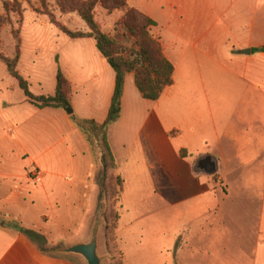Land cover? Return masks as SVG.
<instances>
[{
	"label": "rangeland",
	"instance_id": "374dc122",
	"mask_svg": "<svg viewBox=\"0 0 264 264\" xmlns=\"http://www.w3.org/2000/svg\"><path fill=\"white\" fill-rule=\"evenodd\" d=\"M77 1L0 0V54L9 60L18 54L23 72L33 79L30 86L34 92L48 93L57 71L63 76H76L82 73L80 66L91 62L84 40L70 39L56 28L88 32L76 12L64 14L60 11V4L68 8L71 2ZM154 3L150 5L149 0H127V3L125 0H101L94 16L103 33L120 35L125 31L116 24L125 11L134 8L151 16L155 23L153 28L158 26L157 32L165 35L164 15L159 14ZM146 8L151 10V15L145 14ZM50 15L55 25L50 23ZM137 23L136 20L133 25ZM150 35H156L155 29H150ZM123 43L130 47L132 39ZM75 55H85L84 60L77 62ZM15 82L5 64L0 62V107L3 106L2 98L12 103L23 98L20 89L11 93L5 91L13 90ZM186 87L193 88L194 84ZM173 90H179L176 76ZM143 103L142 106L131 104L122 123L106 133L112 158L116 152L119 161L124 157L126 162L115 166L113 158L114 168H111L103 144L95 141L91 150L100 167L99 174L96 172L94 177L98 185L95 183L93 193H84L72 207L76 213L70 216L69 224L65 223L68 225L46 238L44 249L58 254L69 246L70 240L77 241L82 236L86 239L94 225H100L98 255L102 264H264L263 246L253 231L255 223L248 218L250 212H246L248 200L257 195L254 186H264V151L258 157L245 152L248 160L242 163L233 152L232 142H215L209 146L200 142L190 152L185 148L184 136L163 139L161 135L162 130L169 127L168 123H178L176 118L167 116L166 125H156L157 119L153 117V124L149 116L145 123L147 107ZM219 104L228 108L226 117L240 127L239 131L244 129L242 122H251L254 118L249 116L250 108L255 107L252 103L243 104L233 97L220 100ZM71 114L67 113L69 117ZM2 127L0 115V136ZM202 156H212L224 163L216 175L222 179L221 183L214 185L210 176L196 172L195 161ZM24 165L23 162L13 167L15 175L21 178L11 181V186H40L39 170L35 166L23 169ZM118 178L122 180L120 195L117 194ZM70 181L67 176L62 184L57 183L61 186L57 195L61 200L66 197L65 186L75 184ZM233 188L238 189L237 200H233ZM62 205V209L68 210L65 200ZM98 212L101 223L95 224Z\"/></svg>",
	"mask_w": 264,
	"mask_h": 264
},
{
	"label": "crops",
	"instance_id": "0c3cea01",
	"mask_svg": "<svg viewBox=\"0 0 264 264\" xmlns=\"http://www.w3.org/2000/svg\"><path fill=\"white\" fill-rule=\"evenodd\" d=\"M149 1L150 5L155 2L159 14L164 15L166 25L163 29L166 34L157 32L158 26L151 29H155L156 35L153 37L159 40L164 56L173 66V85L165 89L157 101L146 104L141 101L135 88L133 75H126L120 117L109 126V133L110 129H116L122 123L130 112L131 104L142 106L143 103L147 107L145 123L149 116L157 119V122L154 118L152 121L156 125L164 124L167 116L176 118L175 122L178 123H168L169 127L162 130L161 135L163 139L184 136L185 148L190 152L200 142L206 146L215 142H232L233 152L241 163L248 160L245 152L258 157L264 151V52L253 50L264 48V0ZM144 10L145 14H152L150 9ZM148 18L153 20L151 16ZM82 40L89 47L91 62L79 67L82 73L64 76L71 91V113L77 119L102 124L110 106L115 75L97 51L94 41ZM84 57L75 55L77 62L84 60ZM21 62L20 58L16 70L29 83V92L33 96H52L56 82L48 93L41 90L34 92L30 86L33 79L25 75ZM175 76L179 83L176 92L173 90ZM189 83L194 87H186ZM17 89L15 82L13 90L5 91L11 93ZM233 97L243 104L252 103L255 106L250 108L249 116H254L253 120L242 122L243 131H239L240 127L226 117L225 110L228 108L219 104L220 100ZM2 100L0 264H81L78 258L71 255L52 254L47 250L43 252L38 243L18 231L14 225L46 240L69 224L70 216L76 213L72 207L83 198L84 193L92 194L96 189L94 177L96 172L99 174L100 167L94 161L91 147L65 111L39 110L26 103L24 96L15 103L7 98ZM161 119L162 122H159ZM254 144L256 147H252ZM244 147L248 151L243 150ZM113 154L117 163L115 166L126 162L124 157L119 161L116 152ZM220 155L223 157L222 150ZM23 162V169L35 166L39 170L40 186H11V181L15 179L14 182H17L21 178L15 175L13 167ZM215 162L218 172L224 163L219 159ZM23 169L22 173H25ZM217 172L215 175L200 174L210 176L215 185L222 182L216 176ZM67 176L71 178L69 183L75 184L65 186L64 200L68 210H64V200L57 196L61 187L57 183L62 184ZM254 187L257 195L255 199L248 200L246 212H250L248 218L255 223L253 231L263 246L262 254L264 186ZM226 189L230 191L229 186ZM232 197L233 200L238 199V189L233 188ZM84 239L82 236L77 241L70 240L68 245L84 242Z\"/></svg>",
	"mask_w": 264,
	"mask_h": 264
},
{
	"label": "trees",
	"instance_id": "16d2710c",
	"mask_svg": "<svg viewBox=\"0 0 264 264\" xmlns=\"http://www.w3.org/2000/svg\"><path fill=\"white\" fill-rule=\"evenodd\" d=\"M125 2L127 3V0ZM98 3H101V0H78L77 2H71L72 6L70 5L68 8L62 4L59 5L60 11L64 14L76 12L84 21L88 32H70L66 28L59 26L56 28L70 39H92L97 51L114 72V90L107 117L102 124H97L92 120H80L71 114L70 87L60 71L56 73V85L52 96H33L29 92L28 83L16 70V64L19 59L18 54L16 53L12 60L0 54V62L5 64L7 73L17 82L26 103L39 110L57 109L70 113L71 122L82 133L91 149L96 144L95 141L103 144L110 166L114 168L113 158L106 142V133L109 126L120 117L121 98L126 75H133L135 88L142 99L157 101L163 91L173 85L174 69L164 56L159 40L150 35V29L155 26L151 19L138 10L130 8L125 11L122 20L116 24V26L124 29L125 33L120 35L115 33V35L110 36L101 31L95 19L94 10ZM49 20L51 24L55 25L51 15ZM136 20L139 24L133 25ZM1 27L2 23L0 22ZM126 39H132L130 47L124 45L123 42ZM253 51L264 52V48ZM121 184L122 180L118 178L117 185L119 190L117 194L119 195L122 192ZM14 228L38 243L43 252H47L43 247L46 242L42 236L15 225Z\"/></svg>",
	"mask_w": 264,
	"mask_h": 264
},
{
	"label": "water",
	"instance_id": "95a60500",
	"mask_svg": "<svg viewBox=\"0 0 264 264\" xmlns=\"http://www.w3.org/2000/svg\"><path fill=\"white\" fill-rule=\"evenodd\" d=\"M196 170L199 173L215 175L217 172L216 162L211 157H201L196 164ZM100 215L101 213L98 212L97 217L95 218V224L101 223L98 219ZM99 232L100 225H94L84 242L67 246L66 248L60 250L58 254L74 256L80 260L81 264H102L98 255Z\"/></svg>",
	"mask_w": 264,
	"mask_h": 264
}]
</instances>
